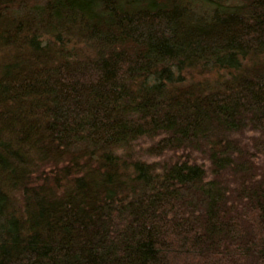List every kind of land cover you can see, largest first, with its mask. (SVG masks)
<instances>
[{
    "label": "trees",
    "instance_id": "trees-1",
    "mask_svg": "<svg viewBox=\"0 0 264 264\" xmlns=\"http://www.w3.org/2000/svg\"><path fill=\"white\" fill-rule=\"evenodd\" d=\"M1 53L0 264H264V0H0Z\"/></svg>",
    "mask_w": 264,
    "mask_h": 264
},
{
    "label": "rangeland",
    "instance_id": "rangeland-1",
    "mask_svg": "<svg viewBox=\"0 0 264 264\" xmlns=\"http://www.w3.org/2000/svg\"><path fill=\"white\" fill-rule=\"evenodd\" d=\"M3 54H0V59H2ZM2 57V58H1ZM150 142V140L148 138H144V139H140L139 141H137L135 143V148H134V153L133 156H137L139 157L140 160H144L148 163H153L154 161L156 162H160L163 159L158 157V156H153V155H147L145 153V150H143L145 147H147V144ZM48 177V176H47Z\"/></svg>",
    "mask_w": 264,
    "mask_h": 264
}]
</instances>
